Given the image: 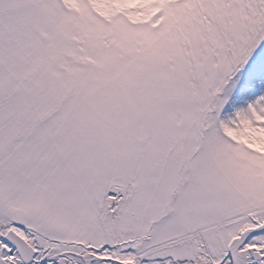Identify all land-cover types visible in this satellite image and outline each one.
Returning a JSON list of instances; mask_svg holds the SVG:
<instances>
[{
  "label": "snow or ice",
  "instance_id": "6c2138e0",
  "mask_svg": "<svg viewBox=\"0 0 264 264\" xmlns=\"http://www.w3.org/2000/svg\"><path fill=\"white\" fill-rule=\"evenodd\" d=\"M0 264H264V0H0Z\"/></svg>",
  "mask_w": 264,
  "mask_h": 264
}]
</instances>
